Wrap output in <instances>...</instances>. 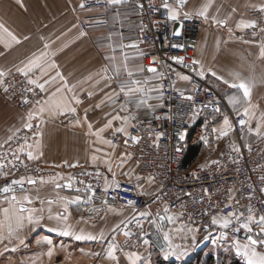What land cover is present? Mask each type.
Wrapping results in <instances>:
<instances>
[{"label":"crops","instance_id":"crops-1","mask_svg":"<svg viewBox=\"0 0 264 264\" xmlns=\"http://www.w3.org/2000/svg\"><path fill=\"white\" fill-rule=\"evenodd\" d=\"M83 2L0 0V24L4 26L0 29V72H20L18 69L24 68L30 60L47 53L41 61L44 71L34 69L29 72L33 80L45 87L41 103L32 111L39 123V137L23 151L38 156L35 160L46 169L96 167L108 177L106 187L122 180L132 181L141 194L150 196L158 190L155 181L141 177L139 164L128 150L111 141V137L130 129L132 115L129 112L148 117L162 107L159 78L143 72L144 45L139 38L138 12L129 0L119 3L107 0L104 10L87 9ZM205 5L208 6L207 19L198 15ZM168 7L169 12L179 14L176 20L194 17L201 21L196 48L200 72L203 71L208 78L228 81L229 85L241 81L252 85L251 107L244 100L241 89L230 87L232 101L234 90L241 96L238 99L236 95L235 103L231 101L234 111L244 113V109L249 108L245 141L250 143L258 136L255 131L258 125L260 133L264 130V55L261 54L264 51V0H184L183 4L180 1L170 3ZM218 20L227 21L225 31L221 27H218L220 31L212 28ZM81 21L87 24L86 30L81 27ZM241 21H255V27H239ZM4 29L15 35L20 43L13 41ZM53 63L57 67H51ZM126 69L134 75L129 77ZM57 72L62 74L71 91H56L64 83ZM213 72L216 75H212ZM110 74L115 79H111ZM52 77L55 80L45 83ZM133 81H139V84H133ZM187 81L182 79L181 88L186 87ZM122 85L125 86L124 91L121 90ZM128 87L142 91L127 94ZM53 93L56 95L53 96ZM73 97L80 103L77 104ZM58 100H66L70 107L76 109L75 113H64L77 116L70 126L60 125L57 119L61 115H50L47 110L49 103ZM141 100L144 103H139ZM41 108L45 111L41 112ZM28 123L26 114L0 94V149ZM119 128H124V131H117ZM93 157H96L95 162ZM208 159L210 157L206 154L204 159L199 157V162ZM3 178L0 169V184ZM68 180L70 176L59 171L56 176L33 184L30 192L19 195L30 196L33 203L26 206L43 209L44 219L37 225L21 229L17 233L20 239L16 236L8 238L5 229V239L0 242V264H130L126 258L130 252L140 257L136 264H159L162 258L173 256L170 254L165 258V250L169 249L165 234L170 242L174 240L175 232L185 241L186 231L179 232V229H190L168 222L161 234L166 244L164 250L154 243H143L135 250L121 251L119 245L126 237L121 228L133 218V208L114 202L91 205L86 194L63 186ZM57 184L61 187L57 188ZM76 197L81 198L80 202L68 203L65 208V201L75 200ZM49 200L54 203L49 205ZM8 206L0 197V210ZM49 207L53 216L61 213L67 216V220L49 219ZM165 209L168 208L164 204L156 207L161 215L167 212ZM2 219L3 212L0 211ZM54 227L74 234L100 236L103 233V239L75 240L74 236L50 231ZM259 227L264 225L259 223ZM45 236L52 240L51 245L44 242ZM113 243L117 246L118 261L107 256ZM50 249L51 256L48 255ZM256 250L264 253L263 248L256 246Z\"/></svg>","mask_w":264,"mask_h":264},{"label":"built area","instance_id":"built-area-1","mask_svg":"<svg viewBox=\"0 0 264 264\" xmlns=\"http://www.w3.org/2000/svg\"><path fill=\"white\" fill-rule=\"evenodd\" d=\"M180 1L129 0L139 15V38L144 45L143 72L159 78L162 107L148 117L129 112L132 115L130 129L112 137L113 143L127 149L138 162L140 176L152 178L158 190L145 196L134 182L127 180L106 187L108 177L98 169H75L70 180L65 182L66 185L70 182L75 190L86 192L91 205L114 202L132 207L141 216L122 225L123 232L130 235H125L120 243L121 251L135 250L145 240L154 243L153 237L161 235L168 222L190 229L202 226L207 237H211V243L217 237L248 243L247 237L252 236L264 241L258 223L264 216V130L246 143L248 122L241 125L240 120L248 121L247 116L233 111L225 96L205 75L199 74L198 65L193 61H196L201 21L194 17L172 20L169 7H164ZM107 3V0H84L83 5L87 9L104 10ZM80 24L86 30L85 21ZM177 32L178 35L174 34ZM178 57H183L182 63L175 59ZM149 68L157 71L150 72ZM181 75L189 77L185 88H181ZM110 78L115 79L112 74ZM0 93L26 114H30L44 96L38 84L30 83L28 75L20 72L0 76ZM76 118L72 114L61 117L63 123ZM225 118L230 123L227 126ZM30 123L31 128L20 130L0 149V164L4 165L1 170L7 173L0 188L12 180L24 178V190L17 187V196L31 191L32 185L27 183L29 178L41 182L55 174L23 151L26 145L38 139V122L33 118ZM225 131L228 134L222 135ZM192 146L199 147L210 159L199 162L198 157L184 166ZM89 185L94 195L88 190ZM128 201L134 203L130 205ZM159 204L168 208L162 215L156 211ZM232 213L235 215H230ZM249 216L254 218L250 222L251 232L242 227ZM214 218L220 223L214 224ZM225 218L231 220L228 228L221 226ZM211 228L217 235L211 236ZM237 228L240 230L235 231ZM257 247L264 249V245ZM237 258L244 261L241 255Z\"/></svg>","mask_w":264,"mask_h":264},{"label":"snow or ice","instance_id":"snow-or-ice-1","mask_svg":"<svg viewBox=\"0 0 264 264\" xmlns=\"http://www.w3.org/2000/svg\"><path fill=\"white\" fill-rule=\"evenodd\" d=\"M110 2L112 3H119L121 2V0H110ZM184 3V0H181V4ZM83 6V5H81ZM165 8L168 7L167 4L164 5ZM207 10H208V6L205 5V7L198 13L199 16L207 19ZM179 14L176 11H171L170 12V19L172 20H176L178 19ZM216 23L218 24H223L226 25L227 21L226 20H218L216 21ZM239 27H244V28H248V27H255V21H252L250 23H244L243 21H241L240 25H238ZM4 26L2 24H0V29H2ZM5 32H7V34L12 38L13 41H15L16 43H20V40L13 35L11 32H8L7 29H4ZM176 35L179 34V32L174 33ZM81 35H84V33H81ZM27 38V37H26ZM45 47H47V45H45ZM262 55H264V51H262L261 53ZM47 55V53H42L41 56L35 57L34 59L30 60L28 62V64L25 65L24 68H20L18 69V71L22 72L25 76H27L29 74L30 71L34 70V69H40L42 72L44 71V64L41 63L43 57ZM177 59L179 62H183V57H178L175 58ZM46 63V62H45ZM194 64H198L199 61H193ZM51 67L55 68L57 67L54 63L51 65ZM117 72H119V69H116ZM127 75L129 77L133 76L134 73L130 70H127ZM148 71L150 72H156L157 69L155 68H149ZM200 75H204V72L201 71L199 73ZM4 75L3 72H0V76ZM212 75H216L214 72L212 73ZM57 76H60L61 80L64 81L62 88H58L56 91L57 92H61L63 89H67L68 91H71V88L68 87L67 81L64 80V77L62 76L61 73L57 72ZM182 79L188 80L189 77L187 76H183ZM220 79H223L222 77ZM55 80V77H52L49 81H45V83H50L51 81ZM225 83H228V81H224ZM30 83L32 84H37L36 80H30ZM133 84L138 85L139 81H133ZM38 87H40L42 90L44 89L45 85L44 84H39ZM74 87V86H73ZM230 87L232 88H238L242 90L243 93V97L244 100L249 104V107H251V92H252V85L250 83H246L241 81L240 83H233L230 85ZM125 86L122 85L121 86V90L124 91ZM135 91H142V89L139 88H132V87H128L127 89V94H131ZM56 94L53 93V96H55ZM89 95H91V93H89ZM188 99H192L191 97H187ZM73 99H75V102L77 104L80 103V101L78 99H76L75 97H73ZM233 103L236 102L235 98L232 101ZM139 103H144L143 100L139 101ZM48 112L50 115H63L66 112H71V113H75L76 109L74 107H70L69 104L67 103L66 100H58V101H52L51 103H49V107H48ZM41 112H44L45 109L41 108L40 109ZM244 115L248 116L249 115V108H245L244 109ZM32 114H29V120H31ZM118 118V117H117ZM248 121L246 120H240V124L244 125L246 124ZM224 124L227 126L229 125V121L227 120V118H225L224 120ZM111 125V121L109 122V126ZM28 128L32 127L31 123H28L25 125ZM89 129H91V124H89ZM100 131H103V129H101ZM117 131L123 132L124 128H119L117 129ZM251 131V129H250ZM257 135L260 134V126L258 125L257 128L255 129ZM227 131L223 132L222 135H227ZM183 134L181 136V139H183ZM133 139H139L138 137H134ZM105 143H110V141H105ZM42 154V153H41ZM28 157L30 159H38V156H34L32 152H28L27 153ZM96 157H93V162H95ZM75 166V165H73ZM4 165L0 164V169H3ZM109 171H111V169L109 168ZM5 176H7V173H4ZM27 183L29 184H35L36 181L29 178L27 180ZM68 188L72 187V184L69 182L67 185H65ZM17 187L23 191L24 190V178H21L19 180H12L10 183L5 184L2 188H0V194H3V199L4 201L9 205L8 207L3 208L2 211L3 212V219L0 220V242H3V240L5 239L4 236V231L5 229L7 230V234H8V238H11L13 236H16L17 239H20L19 235H17V233L25 228L26 226H34L39 224L43 219V209H36V208H31V207H27L26 205H31L33 203V200L30 196L28 195H23V196H17L16 192H17ZM57 188H60L61 185L57 184L56 185ZM88 190H92L93 195L95 194L94 190L91 189V185L87 186ZM107 190V189H105ZM37 199H39L37 197ZM80 197H76L75 200L72 201H65V208L67 207L68 203H78L80 202ZM89 199H91V197H89ZM41 204L44 203V201H40ZM47 203L49 205H51L52 203H54V201L49 200L47 201ZM128 203L131 205L134 202L133 201H128ZM165 211H167V209H165ZM49 212V219H56V220H67V216H64L61 213H56L55 216H53L51 214V208L49 207L48 209ZM141 215H146L144 213H142ZM230 215H235V213H232ZM167 219L169 221L172 220V217H167ZM253 217L249 216L247 218L246 223H244L242 225V227L244 229H247L249 232H251V227H250V222L253 221ZM214 224L216 223H220V221H217L215 218L212 221ZM260 224L264 225V216H261L259 218V222ZM231 224V220L225 218L223 219V223L222 226L224 228H228L229 225ZM240 229L237 228L235 229V231H239ZM50 231L52 232H58L60 235L62 236H74L75 240H96V239H103V233H101L100 236H93V235H83V234H74L73 232L66 230V229H60V228H51ZM259 234H264V227H261L260 229V233ZM258 234V235H259ZM125 235H130V233H125ZM222 235H224L222 233ZM164 239L165 241H167L169 243V249L165 250V258L168 257V255H176V253L174 251H171V242L169 241L168 235L165 234L164 235ZM44 242H46L48 245L52 244V240L45 236L43 238ZM247 241L248 243L241 246L239 240H237L235 242V246H236V252L238 255H241L245 258L246 260V264H264V253L258 252L256 250V246L257 245H264V241L262 240H258V239H253L252 236H248L247 237ZM21 242H23L21 240ZM40 241H38L39 243ZM145 243H147V240L144 241ZM117 252V246L115 243L111 244L109 246V249L107 251V256L109 258H111L114 261H118L119 257H117L116 255ZM48 255L51 256L52 255V250L50 249L48 252ZM126 258L127 260L130 262V264H136V261L140 259V257L138 256V254L136 253H127L126 254Z\"/></svg>","mask_w":264,"mask_h":264},{"label":"rangeland","instance_id":"rangeland-1","mask_svg":"<svg viewBox=\"0 0 264 264\" xmlns=\"http://www.w3.org/2000/svg\"><path fill=\"white\" fill-rule=\"evenodd\" d=\"M228 4H229V2H227ZM217 26V27H216ZM218 27H221V29H224L223 31H225V29H226V26L225 25H221L220 26V24H217V25H213L212 26V28H216L217 29V31H220V29L218 28ZM228 28V27H227ZM13 73V72H12ZM20 73H22V72H20ZM10 74V73H9ZM4 75H6V74H4ZM28 77L30 78V80H33V76L32 75H29L28 74ZM208 78V77H207ZM210 81H211V83L213 84V86L219 91V92H221L224 96H225V98H226V101H227V104L232 108V106H231V101H232V99H231V97H230V94H231V88H230V85H229V82L228 83H225L224 81H220V80H215L214 78H208ZM38 85H39V83H37ZM43 93H44V90H43ZM233 93H234V98H235V100L237 99V97H238V99H240V97L241 96H239L240 95V93L237 91V90H234L233 91ZM1 94V93H0ZM2 95V94H1ZM236 95H237V97H236ZM2 96H4V95H2ZM5 97V96H4ZM6 98V97H5ZM7 99V98H6ZM8 100V99H7ZM11 102V101H10ZM12 103V102H11ZM41 103V101L39 102V104ZM13 104V103H12ZM38 104V105H39ZM14 105V104H13ZM38 105H36V106H38ZM15 106V105H14ZM36 106H34L33 108H32V111L34 110V108L36 107ZM17 107V106H16ZM18 108V107H17ZM20 109V108H19ZM21 110V109H20ZM232 110L234 111V109L232 108ZM22 111V110H21ZM32 111H31V113L30 114H32V117L34 118V119H36L34 116H33V113H32ZM23 112V111H22ZM236 112V111H235ZM24 113V112H23ZM24 114H26V113H24ZM69 114V113H68ZM72 115H74V114H72ZM26 116L28 117V119H29V114H26ZM63 115H61V116H59L58 117V119H57V122L60 124V125H62V126H70L72 123H74L76 120H77V118H76V120H74V121H72V122H70V123H63V121H62V119H61V117H62ZM77 117V116H76ZM32 118V119H33ZM37 120V119H36ZM30 121L31 120H29V123H30ZM38 122V121H37ZM38 125H39V123H38ZM26 127V126H25ZM24 127V128H25ZM23 129V128H22ZM21 129V130H22ZM20 131V130H19ZM18 131V132H19ZM17 132V133H18ZM16 133V134H17ZM15 134V135H16ZM39 134H40V127H39ZM14 135V136H15ZM13 136V137H14ZM12 137V138H13ZM38 137H39V135H38ZM111 141H112V137H111ZM113 142V141H112ZM33 145V144H32ZM26 146H28V145H26ZM25 146V147H26ZM25 154L27 155V153L25 152ZM28 156V155H27ZM200 156H201V159H204V158H206V154L204 153V152H202L201 154H200ZM199 156V157H200ZM35 160V159H34ZM39 162V161H38ZM45 168V167H44ZM46 169V168H45ZM75 169H98V168H96V167H94V168H92V167H90V168H86V167H72V168H65V169H63V170H57V169H46V170H49V171H53V172H55V174H53V175H49V176H47L46 178H48V177H53V176H56V174L57 173H59V171H60V173H65L66 172V174H68L69 176H71V172L73 171V170H75ZM99 170V169H98ZM2 171V170H1ZM101 171V170H100ZM102 172V171H101ZM4 174V173H3ZM5 175H4V178H3V180L5 179ZM45 178V179H46ZM2 180V181H3ZM36 183H38V182H36ZM31 185H33V184H31ZM66 184L64 183L63 184V186L65 187V188H68V187H66L65 186ZM71 189H73V188H71ZM73 190H75V189H73ZM81 192H83L84 194H86V192H84V191H81ZM21 195V194H20ZM86 196H87V194H86ZM88 197V196H87ZM134 210V209H133ZM135 211V210H134ZM134 215V216H133ZM132 216H133V218H135V217H138L139 216V214L135 211V214H133ZM133 218H131V219H133ZM190 229V228H189ZM180 231L179 232H185L186 231V239H185V241L184 240H182L181 238H179L178 237V233H176L175 232V235H174V240L173 239H171V251H174L175 253H176V255H173V256H175V257H168L167 259H161V262L159 263V264H196V260L194 259V258H196L197 256H198V254L195 256V254H196V252H195V249H196V247L198 246V244L200 243V242H202L206 237H207V235H206V229L204 228V227H202V226H197L196 227V230H195V228H192V229H190V230H181V229H179ZM211 231H213L214 232V229L213 228H211ZM214 233H216V232H214ZM216 235H217V233H216ZM218 236H219V234H218ZM215 240H219V241H221V242H218V243H216L215 242ZM214 240V242H212L211 243V245L207 248V249H205L204 251H202V252H200V253H202V260H204L207 256H209L210 254H213L214 256H215V258L216 259H222V258H224L225 256H229L230 255V257L232 256V257H234L235 259H238L237 258V252H235L236 251V246H235V241H234V239H228V238H226V239H224V240H222V239H220V238H218L217 237V239H215ZM245 244H247V243H245ZM244 244H242L241 246H243ZM168 256H170V255H168ZM179 256V257H178ZM193 256H195V257H193ZM176 257H178L179 259L178 260H174ZM193 257V259H191ZM191 259V260H190ZM242 259L244 260V261H242V260H240V261H242L244 264H246V260H245V258L242 256ZM189 260V261H188ZM228 261H229V259H228Z\"/></svg>","mask_w":264,"mask_h":264},{"label":"trees","instance_id":"trees-1","mask_svg":"<svg viewBox=\"0 0 264 264\" xmlns=\"http://www.w3.org/2000/svg\"><path fill=\"white\" fill-rule=\"evenodd\" d=\"M200 153H201V150L199 147H196V146L190 147L189 151L185 157V160L183 162V165L186 166V165H189L192 162H194L199 157ZM197 254H198V256L196 258H194L196 260V264H244L239 259H235L232 256L230 257V255L225 256L222 259H216L213 254H210L204 260H202V253H197ZM197 254H195V256ZM195 256H193V257H195ZM193 257L191 259H193ZM228 259H229V261H228Z\"/></svg>","mask_w":264,"mask_h":264},{"label":"water","instance_id":"water-1","mask_svg":"<svg viewBox=\"0 0 264 264\" xmlns=\"http://www.w3.org/2000/svg\"><path fill=\"white\" fill-rule=\"evenodd\" d=\"M88 203H89V202H88ZM161 220L163 221V220H164V217H162ZM214 235H215V233H214V232H211V236H214ZM224 235H226V234H224ZM153 242H154V244H155L158 248H160V249H162V250H164V249L166 248V244H165V242H164V240H163L162 235H160V234L155 235V236L153 237ZM210 245H211V237H206V238H205L202 242H200V243L198 244V246L196 247V249H195L196 254H197V253H200V252H202V251H204V250L207 249ZM174 260H175V259H174Z\"/></svg>","mask_w":264,"mask_h":264}]
</instances>
